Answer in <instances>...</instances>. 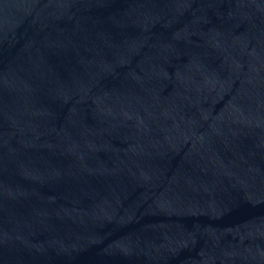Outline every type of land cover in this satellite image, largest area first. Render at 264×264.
I'll use <instances>...</instances> for the list:
<instances>
[{
    "label": "water",
    "instance_id": "obj_1",
    "mask_svg": "<svg viewBox=\"0 0 264 264\" xmlns=\"http://www.w3.org/2000/svg\"><path fill=\"white\" fill-rule=\"evenodd\" d=\"M0 264H264V0H0Z\"/></svg>",
    "mask_w": 264,
    "mask_h": 264
}]
</instances>
